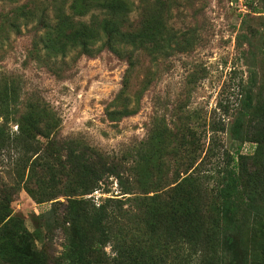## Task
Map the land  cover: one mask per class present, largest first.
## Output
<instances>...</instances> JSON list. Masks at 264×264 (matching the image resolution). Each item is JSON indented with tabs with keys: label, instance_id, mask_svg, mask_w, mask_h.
<instances>
[{
	"label": "rangeland",
	"instance_id": "374dc122",
	"mask_svg": "<svg viewBox=\"0 0 264 264\" xmlns=\"http://www.w3.org/2000/svg\"><path fill=\"white\" fill-rule=\"evenodd\" d=\"M49 2L0 0V88L14 84L19 89V100L12 105V119L6 125L13 137L20 133L22 116L32 110L35 115L48 112L47 117L40 116L46 124L57 122L49 137L38 140L41 147L56 142L63 159L79 146L103 158L128 160L130 165L160 125L183 126L185 133L193 132L188 143L191 149L196 143L204 147L197 164L207 171H223L230 157L238 161L241 156H255L257 143L251 137L235 139L232 125L247 92L252 90L255 102L264 98V0H243L245 10H241V0H126L132 7L128 29H136L144 18L155 14L162 20L166 37L176 35L177 40L152 53L121 42L109 45L105 38L89 47L91 53L80 47L59 55L48 50L47 28L39 20ZM72 3L68 0L67 7ZM26 5L38 8L33 12L35 19L21 16L19 7ZM52 13L51 9V18ZM93 15L108 17L107 12L93 8L77 18L89 21ZM211 146L217 150L212 158L207 155ZM260 148L261 165L264 147ZM161 152L162 158L157 159L161 167L154 163L152 169L163 191L176 185L183 168L170 153ZM11 153L0 155V193L18 184ZM242 166L259 167L252 159ZM60 188L55 199L43 202L19 189L11 203L13 215L22 217L37 242L56 255L66 242L64 232L60 228L50 233L38 217L58 201L67 204L70 191ZM134 189L135 194L144 190L138 185ZM124 196L118 179L108 176L84 197L99 205ZM260 212L263 219L264 201L257 197L246 215L243 235L248 264H264L259 248L263 240L255 232L262 220L255 213Z\"/></svg>",
	"mask_w": 264,
	"mask_h": 264
},
{
	"label": "trees",
	"instance_id": "16d2710c",
	"mask_svg": "<svg viewBox=\"0 0 264 264\" xmlns=\"http://www.w3.org/2000/svg\"><path fill=\"white\" fill-rule=\"evenodd\" d=\"M67 3L51 0L40 12V23L47 28L46 46L53 54L80 47L91 53L89 47L105 38L109 45L121 42L156 53L177 40L176 35L166 37L162 20L155 14L144 18L133 27L136 29H128L132 7L126 0H73L69 7ZM32 7H19L21 16L35 19L33 12L39 10ZM93 8L107 12L108 17L77 18ZM18 93L14 84L0 88V155L12 152L8 156L18 183L0 193V264H248L243 246L246 215L257 197L264 201V163L259 164L260 147H264V98L255 102L252 90L247 92L232 125L235 139L251 137L257 143L255 156H241L238 161L230 157L226 169L213 172L197 164L204 147L196 143L191 149L187 138L195 134L185 133L183 126L170 129L160 125L130 165L128 160L103 158L79 146L63 159L56 142L41 147L38 140L39 136L49 137L57 126L55 120L46 124L40 118L48 112H27L14 137L6 130ZM162 150L183 168L176 185L163 191L152 169L154 163L161 167L157 159L162 158ZM216 153L211 146L207 155L212 158ZM251 159L258 168L242 166ZM108 176L118 179L125 198H108L97 205L84 197ZM135 185L144 190L135 194ZM65 186L71 196L67 204L54 202L57 207L53 205L38 217L50 233L60 228L64 232L66 242L56 255L37 242L22 217L13 215L11 203L19 189L43 202L55 199ZM255 214L262 219L261 212ZM259 224L255 232L263 240L259 248L264 253V218Z\"/></svg>",
	"mask_w": 264,
	"mask_h": 264
},
{
	"label": "built area",
	"instance_id": "2783aa9c",
	"mask_svg": "<svg viewBox=\"0 0 264 264\" xmlns=\"http://www.w3.org/2000/svg\"><path fill=\"white\" fill-rule=\"evenodd\" d=\"M239 2H240V0H239ZM239 5L241 6V10H245L244 7H246V6L244 5L243 0H241V4H239Z\"/></svg>",
	"mask_w": 264,
	"mask_h": 264
}]
</instances>
